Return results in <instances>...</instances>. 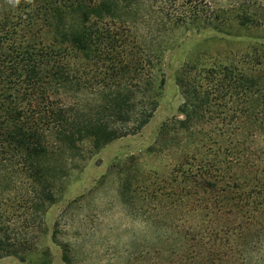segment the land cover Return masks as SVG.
<instances>
[{
  "label": "trees",
  "instance_id": "obj_1",
  "mask_svg": "<svg viewBox=\"0 0 264 264\" xmlns=\"http://www.w3.org/2000/svg\"><path fill=\"white\" fill-rule=\"evenodd\" d=\"M156 1L35 0L26 18L13 12L15 24H0V258L36 250L28 234L55 202L61 160L151 119L163 86L155 34L199 23L264 39V0H224L216 10L207 0ZM176 85L178 115L148 149L169 158L170 170L146 174L135 194L160 229L140 258L248 264L264 243V48L229 64H186ZM130 186L126 178V200ZM60 247L72 264L69 246Z\"/></svg>",
  "mask_w": 264,
  "mask_h": 264
},
{
  "label": "rangeland",
  "instance_id": "obj_2",
  "mask_svg": "<svg viewBox=\"0 0 264 264\" xmlns=\"http://www.w3.org/2000/svg\"><path fill=\"white\" fill-rule=\"evenodd\" d=\"M34 1L0 0V24H15L13 12L26 18L28 5ZM146 3L158 5L156 0H139L138 4ZM207 3L210 10H216L224 0ZM226 22L232 23V18ZM159 29L167 31V24L160 23ZM155 39L162 42L164 49L158 65L163 86L151 119L139 133L112 141L97 152H91L87 145L80 156L65 161L58 158L62 169L55 180V202L46 211L41 227L35 221L28 234L36 250L25 260L13 256L0 258V264H64L60 244L69 246L72 264L155 263L145 252L160 229L144 219L145 211H140L135 194L146 174L154 170L166 174L170 170L169 158L148 149L152 148L161 125L178 115L182 97L176 77L181 67L229 64L254 44L264 48V39L248 37L235 25L219 31L199 23H186L169 33L155 34ZM126 178L131 185L127 200L122 196ZM19 217L20 213L13 217L18 220L17 225ZM13 219H7L10 229ZM141 250L145 253L142 258ZM44 252L47 255L43 257ZM247 263L264 264V243L257 251L247 253Z\"/></svg>",
  "mask_w": 264,
  "mask_h": 264
}]
</instances>
